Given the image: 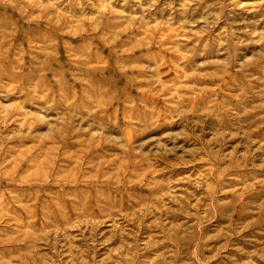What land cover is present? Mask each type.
I'll return each instance as SVG.
<instances>
[{
  "label": "rangeland",
  "instance_id": "obj_1",
  "mask_svg": "<svg viewBox=\"0 0 264 264\" xmlns=\"http://www.w3.org/2000/svg\"><path fill=\"white\" fill-rule=\"evenodd\" d=\"M0 264H264V0H0Z\"/></svg>",
  "mask_w": 264,
  "mask_h": 264
}]
</instances>
